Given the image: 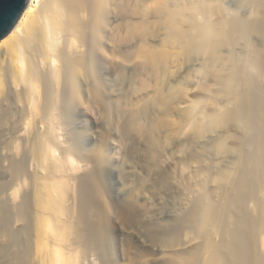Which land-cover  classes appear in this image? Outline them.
<instances>
[{"label":"rangeland","instance_id":"rangeland-1","mask_svg":"<svg viewBox=\"0 0 264 264\" xmlns=\"http://www.w3.org/2000/svg\"><path fill=\"white\" fill-rule=\"evenodd\" d=\"M101 1L102 0H100V2ZM112 1L111 2L114 9H112L111 15L114 19H117L116 21L113 19L114 22L112 23V25L114 27L112 25L108 27H113L114 29L116 26L117 28H119L121 24V18L125 21L124 23L126 24V48L124 49L126 56V65L124 64L125 67L121 66L119 60H114L113 62L115 63H112V65L114 64V68L117 67L115 70L116 72H112L109 80H106V75L104 74V72H101L103 71L101 64H97L96 73L100 71V73H98V81H107L109 83V89L101 95H98V102L93 105L94 107H91L88 110L81 109L80 113L76 112L75 117L78 120L74 121L75 123L72 122L70 124H63L60 126V128H56V134L59 137H56V139L54 140L59 146L57 147L58 149H56L55 157L59 158L62 155L63 150L67 151L68 149V151L75 154V160H78L77 162L75 161V167L79 165V161H81V164L83 163L82 159H88L90 157L89 160H91V156H89V151L93 149L92 144L84 139V135L86 133H89L91 130H94L96 128V124L97 126L101 124V132L103 139H106V137L109 136L108 138L110 140V146L108 150L109 152L105 153L108 158V161H110V165H105L104 171L101 170L102 172H104L103 181L99 183L96 177L95 179L90 174L86 175L87 172L90 171V169H87L86 171H84V173L81 169L78 168H75L77 169V171L74 172L75 169L72 171V175L74 177H77L74 180V184L76 183L75 185H77V188L73 186L75 187L72 192L73 201L70 200L71 202L69 201L67 204L64 205H66L68 208V205L71 203V206H69L74 212H72V216L70 217V219L66 217L63 218L65 221H67V223L68 221H70L68 224L70 226H73V230H71L72 228H68L70 231L66 230L69 233H66L65 238H67V240L65 239V242H63L64 247H66V250L69 251L70 254L73 255V253H75L74 258L75 260L79 259L77 261L78 264H207V261L212 259L215 252L217 253V251L215 250L219 251V249L217 248L221 246L220 241L224 238L222 237V234H226L224 236L228 237L229 234H232L228 233L229 230L230 232H232L231 229H235V226H233L234 222H232L233 218L227 216L229 214L226 213V209L232 210L235 208L234 206L233 208H227L230 207L229 197L230 199H234L235 196L237 197L236 194L238 192L236 191L237 188H235V186H237L236 184L241 182L243 178L245 179L246 177L243 175L244 173L241 175L240 173H242V171L245 172V169H249L250 166L252 167V164L248 163L249 160H246V158H248L252 154L254 155V152H256L255 150H251V148L256 147L255 144L251 145V142H253L252 139L254 140V136H256V134L258 133L253 131H246L251 130L254 127V130H256V126L258 127L259 125H261L259 126L261 127V129H259L264 131V112H261V110H259L260 112H254L257 106V103H255L254 101L257 99V96L260 97L262 103L264 102V92H262L264 91V88H262L264 87V77H262V75L258 72L256 65L253 63L255 59V57H253V51H258V49L260 50V56H262L263 54L262 59L260 56L259 57L261 61H264V29H259V26H257H261L264 24V6L263 4H260V1L262 2L264 0H257L258 2L254 0H189L188 2V0H186L188 5L186 3L185 5L192 6L191 8H194L192 9V11L195 10V8L197 7H199L200 9L207 8L205 9L207 11L214 9L215 7H220L222 9V18L220 19L219 25H223L227 22V24L229 25H226V27L224 25L223 26L226 29L225 31H228V33H230L232 37L231 38L229 35L227 38L228 41L225 39L227 44L225 43V41L219 42L220 46L217 47V50L219 49L217 52L221 53L222 56L218 55L219 53L215 52L216 50L214 51L215 54L212 53L213 50H209L205 46V50H203V47L200 48L202 46V43L200 47L199 45H197L200 44L198 43L199 41H197V36L199 37V34H201L200 31L202 27L200 26H202L204 20L202 18H199L198 20L196 19L193 21L192 19H194L195 17H190L192 18L190 20H192L193 22L189 20V29L191 25L189 33L191 35V30L193 31L192 27L195 28L192 35H196V37L189 35L190 38H193L190 39V41L188 40L189 43H187V39H184V41L182 38L185 37H182L181 35L180 38L183 40V42L181 43L183 44L185 42L188 45L185 43L184 45H182L179 42L181 40L177 38L179 40L177 41L178 44L174 46V48L177 47V52H175L176 50H173V48V51H171L169 46L171 44L168 45V43H166L169 38V36L166 34L169 31L164 28L165 26H163V20H165L166 15H168L169 13L176 14L177 12L181 13V11H185V0H167L168 2L166 0ZM124 2L126 4L123 5ZM119 3L122 4L119 5ZM251 3H253L254 5L252 4L251 6ZM171 6L175 7L172 8ZM251 7L255 8L257 11L252 9ZM166 8H169V11L166 12ZM181 8L184 10H182ZM121 12L125 13L123 14L124 17L120 15L122 14ZM143 15L145 16L143 17ZM229 15L231 17H229ZM177 18L178 21L182 19L179 22V28H185L184 25L187 22L184 21V23H182L183 17L178 16ZM161 19L163 20L161 21ZM236 20L238 22H236ZM104 21L105 23L107 22L105 19L100 23V25H104ZM221 21H224L225 23L222 24ZM232 21L234 24L232 23ZM132 22H135L133 23L134 25L132 24ZM249 22L250 25L252 24L251 26H249ZM231 23L233 24V26ZM237 23H240L244 28H240L241 25H235ZM244 24L248 27H245ZM255 25L257 27H255ZM127 26H129V28H127ZM252 26L255 28L253 29ZM247 28H250L251 30H248ZM146 29L147 31L145 32ZM132 30L135 32V34ZM163 30H166V32ZM112 32L113 31H110V33ZM164 35L167 37H165ZM230 39L233 40L231 41ZM239 41H241L242 43ZM248 41H251V44ZM181 45L183 47L186 45V47L183 48ZM178 47H180V50ZM188 47L189 49H191L190 52L189 50L187 51ZM220 47L222 49H220ZM182 48L184 49L183 51L186 52L185 54L187 55V58L186 55L183 54L184 52L182 51ZM195 48H197V50ZM255 48L257 49L255 50ZM166 50L171 51V55H175L177 59L175 58V56L173 58V56H170V54L168 55V53L170 52L167 53ZM208 50L209 52L212 50V54H209L211 56L213 54L216 56L217 53V58L215 56L210 58L211 56L209 57L207 52ZM165 52L167 53V56H165ZM188 52L189 54H187ZM97 55L98 57L100 56L99 54ZM214 58H216V63L214 61ZM207 59L212 61L209 62V60ZM117 64L121 66V69L119 68L120 66H118ZM140 65L143 66L141 67ZM122 67H124V70L122 69ZM229 68H240L241 72L239 74H241L240 76L242 77L244 76V80L242 79L243 83H241L239 85L240 87H238L239 91L237 89V95L241 94L240 92H242L244 88L246 90V92L245 90L242 92V95L234 97V100L232 99L233 101H228L229 96L227 97V95L225 94V88H223L224 84L222 83L224 82L222 80L229 76V72L231 71ZM250 76L253 77L250 78ZM262 78L263 80H261ZM253 79L256 80L255 83ZM258 91L261 92L258 94ZM252 92L253 95L254 92L256 93L254 95L256 97L252 95L253 101L252 97L250 96ZM247 93H250L249 99L247 98ZM226 98L227 100H225ZM244 98L247 99V101L249 100V102L245 103L246 100H244ZM236 99L237 101H235ZM251 102L252 105L250 104ZM242 103L244 105L248 104L245 105V107L249 106V108L243 107V112H241V109H239L241 108V106H243ZM7 104L8 106H3V109L4 107H8L9 109V106L10 109H13L11 110L12 116L10 115V122L5 123L6 125H4L6 128L9 127L8 130H15L18 126V124H15L17 120L15 117L18 116V112L13 115V112H15L13 102L10 103L8 101ZM238 104H240L241 106L239 107ZM247 108L249 111L247 110ZM250 108L254 109L252 110ZM245 109L247 111H245ZM251 110L252 113L250 112ZM142 111H145L146 113H142ZM140 112L142 113V115ZM231 113H234L232 115H237L238 117H241L239 116V114H243L246 119L250 120L254 117L251 122H260L259 124L255 123V126L254 123H250V121L248 120V127L247 124L243 125V123L241 124L237 120V122H235L234 119L232 120L233 116L231 115ZM254 113H258V115L256 114L258 120H256V116ZM225 114H227V116H231L232 118L230 117L229 119L228 117V120H225V118L227 117L225 116ZM261 115L263 116L261 117ZM218 116H221V118H223L222 116H224L225 118L222 121ZM216 117L217 120H220L216 121ZM219 122H221V124ZM226 122H229V124ZM9 125L12 126L10 127ZM223 126H225V128ZM244 129L245 131H243ZM259 129L257 128V132ZM263 131L260 132L264 134ZM250 133L253 135V137ZM35 139L38 140L37 138ZM35 139L32 138V140H24V142H22L21 140L17 141L19 143H17V146L21 147L22 149L19 148V155L15 156L17 161L20 164L22 163L21 165L24 169L23 177L25 179L23 178V181H27L22 182L23 184L25 183L24 185H21V183V186H17L18 193L15 198L11 196L10 190L4 191V185H7V183H9V177L6 173V165L8 162L5 161V159H10L13 155L14 150L11 143L9 144L7 141L1 142L2 146H0V158H2V162H5H1L2 165L0 167V173L2 175L0 178V187L3 189L1 190L0 194V235H2L0 236V264H11L12 262L13 264H23L21 261H24L25 264H33V262L34 264H36V258L32 259L36 256H31V254H36L34 252L35 239H37L36 232L38 231L36 226H39V221H37L36 218L38 215L41 214L42 208H40L39 205L37 206V204L35 203L36 201L34 199H39L40 195L41 198H43L45 192L42 191L44 192L43 194L36 193L37 191L39 192V190L41 189L39 188V185L36 184L37 182L34 183L36 184L34 187L32 184L34 178L36 179H34L35 181L39 179L37 178V175L39 177V172H37V174L35 170V165L37 161V155L35 156V154L38 151L37 148L39 147V142L38 144H36L37 141ZM245 147L248 148L246 149ZM244 149L249 153L246 152ZM73 150L75 152L76 150L82 151H77L75 153ZM138 151L141 155L138 154ZM136 153L138 154V156H141L142 159L141 157L139 159ZM243 155L246 158H243ZM85 156L89 157L86 158ZM97 159V165L101 167L102 163L100 162L99 157ZM89 160H86V162ZM139 160L140 164L138 162ZM119 165L122 167H120ZM145 167L148 168L146 169ZM239 167H245V169L240 171ZM68 172L71 173V171ZM25 176H27L28 178H26ZM225 177L227 179H224ZM238 177L242 178L239 180ZM234 179L236 180V182H234ZM95 180L97 181L94 182ZM86 181L90 182L91 184L93 183L90 186L91 190L87 189V192L91 191L90 194L92 195L94 205L92 207H87L84 209V211H86L85 215H87V217L85 216V218H82L79 214L81 213L80 210L83 209L82 203L80 201H82V198L86 197V195L84 196V194L86 193V186L85 188L83 186L86 185L84 184V182ZM81 183H83V185H81L83 187L82 189L80 188ZM94 183H96L97 185ZM262 188L263 187H261V189L259 190L260 194L259 192L257 193V201H251V199H249L248 203H244L245 207L243 206L242 209L236 208L237 210L234 209L237 211L236 214H241V212H245L250 217H247L252 220V224H250L251 227H249L252 229L256 228L255 230L251 231V233L255 232V235L256 233L260 232L259 229L264 224V213H262L264 212V189ZM83 189L85 190L84 193ZM42 192L40 191V193ZM245 192L248 196L253 197V192L255 191L252 192L251 187L246 186ZM36 194L38 195V197L36 196ZM82 194L84 197L82 196ZM224 200L225 203H222V201ZM217 202H219L221 205H219V203L217 204ZM261 202L263 204V207ZM209 203L211 206H213V208L217 207L216 209L221 210L224 207V209L218 212V221L216 220L215 222L214 220L215 223L212 221L213 223L211 222L210 224H206L205 226L203 224V227L201 224L199 225V214L200 212H202V209L205 207V205H209ZM211 203H216V206L212 205ZM226 203L229 204L225 205ZM256 203L257 205H259L257 206ZM253 206L257 207L254 208ZM19 208L22 209L19 210ZM18 211L21 212L19 213ZM223 211H225V213ZM249 211L251 213L253 212L251 216V213ZM239 214H237L238 217H240ZM246 214L244 216H247ZM79 215L80 219H82L81 221L78 218ZM221 215L224 217V219H222L223 217H221ZM225 218H228V220H226ZM253 218L255 219V221ZM76 219L79 220L77 221V223ZM73 221L76 224H72L74 223ZM230 224L232 226H230ZM253 224L256 225V227ZM103 225H105V227L108 226L106 230H104L105 228L102 227ZM223 226H226V228H224ZM223 228L225 229V232L223 231ZM250 228L248 231H250ZM107 232L109 233V235H107ZM258 234L260 235L261 233ZM257 236L255 237L257 238ZM49 237L53 236L50 235ZM16 240L17 242H15ZM50 241L52 242H49V244L51 243L53 245L54 240L50 239ZM107 241H111V243ZM224 241L225 239L221 241L222 244L224 243ZM65 243H67L66 246ZM109 245H111L112 247L111 250L109 248ZM69 247L72 249H70ZM259 247H257L258 251H260L264 255V246L261 247V245L259 244ZM182 259L184 260V262Z\"/></svg>","mask_w":264,"mask_h":264},{"label":"bare ground","instance_id":"bare-ground-1","mask_svg":"<svg viewBox=\"0 0 264 264\" xmlns=\"http://www.w3.org/2000/svg\"><path fill=\"white\" fill-rule=\"evenodd\" d=\"M111 1L112 0H102L101 1L102 3H101L100 0H33L32 3L27 8V10L17 20V22L15 23V25L13 26L11 31L0 41V146H2L1 145L2 141H4V142L7 141L9 144L10 143L12 144V147L14 150L12 157L10 159H5V161L8 162L6 165L7 166V172L6 173H7V176L9 177V180H8L9 183H7V185L5 184L6 186L4 185V187H5L4 191L10 190L11 196L13 198H15V196L18 193L17 192L18 191L17 186L19 187V185L22 182L27 181V180L23 181L24 169L21 165L22 163L20 164L16 159V156L19 155L18 150H19V148H21V147L17 146V143H18L17 141L21 140L22 142H24V140H32V138L33 139L37 138L38 140L35 139L37 141L36 144H38V142H39V147L37 148L38 151L35 149L37 151V153L35 154V156L37 155L35 170H36V173L39 172V177L37 175V178H39V179L37 181H35L36 179L34 178L35 180L33 179L32 184H33V187L36 184L39 185V188L41 189V190H39V192L37 191L36 193H39V194H43L44 192L45 193H44V197L42 195L43 198H41V195H40L39 199H38L37 198L38 195L36 194L37 197H35V198H37V199H34L36 201L35 203L37 204V206L39 205V207L42 208L41 214L38 215L36 218V220L39 221V223L37 222L39 224V226L38 225H37L38 227L36 226L38 231L36 230L37 231L36 232L37 233V237H36L37 239H35V246H34L35 247L34 252L36 254H34V253L31 254V256L32 255L36 256V257L32 258V259L36 258V261H35L36 264H76L77 263V261L79 259L76 258L78 260H75V258H74L75 253H73V255L70 254V252L66 250V247H64V244H63V242H65L64 240L65 239L67 240V238H65V237H66V233L68 231H66V230H69L68 228H70V229L72 228L71 230H73V226H70L68 224L70 221H68V223H67V221L64 220L65 217L70 219V217L72 216V212H74L73 210H71L72 209L70 207L71 203L69 204L70 206L68 205V208H70V209H68L67 206L64 205V204H67L70 200H72L73 189L77 186V185H75L76 183L74 184V180L77 177L76 176L74 177L72 175L73 174L72 171L75 168H78V169H81L84 173V171H86L87 169H90V171L87 172L86 175L90 174L94 178L96 177L98 182L100 183L101 181H103V178H104V172H102L101 170L104 171L105 165H110V163H109L110 161H108V158L105 155L106 152H109L108 150H109V146H110L109 145L110 140L108 138L109 136H107L106 139H103L102 132H101V130H102L101 124L99 126H97V124H96V128L94 130H91L90 132L87 131L89 133H86L84 135V139L89 141L92 144L93 149H91L89 151L90 152L89 156H91V160H89V158H90L89 156H88L89 158L85 156L88 159H82L83 163L81 164V161H79L80 163L76 167H75V164L78 160L77 161L75 160V157H74L75 154L68 151V149H67V151L63 150V153L59 158L55 157V152H56V149H58L57 147L59 145H57V142L54 139H56V137L57 138L59 137L56 134V132H57L56 128H60V126L63 124H70L74 121H77L78 119L75 117V113L76 112L80 113L81 109L88 110L89 108L94 107L93 105H95V103L98 102L97 101L98 95H101L102 93L106 92L109 89V83L107 81L106 82L105 81L104 82L98 81V73H100V71L97 70L99 72L96 73V69H97L96 65L101 64L102 69H103V71H101V72H104V74L106 75V78H105L106 80H109L112 72H116L115 70L117 67L114 68L113 67L114 64L112 65V63H115V62H113L114 60H116V59L119 60V62L121 63V66L125 67V65H126L125 64L126 63V56H125V49H124V48H126L125 47L126 24L124 23L125 22L124 19L121 18V24H120V26L118 25L119 28H117L115 26V28H117V29H115V28L113 29L114 26L112 25V23L114 22V20L116 21L117 18L114 19L113 16L111 15L112 9H114L112 6L113 1L112 2ZM254 1H257V0H254ZM125 2L123 3V5L126 4ZM188 2H189V0H188ZM262 2L260 1V4H263V6H264V1H262ZM185 3L188 5L187 1L184 2V5H185ZM120 4H122V3H119V5ZM162 4H164V3H162ZM252 4L253 3H251L250 5L252 6ZM180 5H182V4H180ZM190 5H191V3H190ZM257 6H258V4H257ZM174 7H172V8H174ZM191 7L192 6L184 7L186 10L181 11V13L177 12V11H176L177 12L176 14L175 13H169V14L167 13L168 15L165 14L166 17L164 16L165 20L161 19V21L163 20V26H165L164 28H166L169 31L166 34L169 36L168 41L167 42L165 41V42L168 43V45L169 44L173 45V46L169 45L171 51H173L175 49L176 50L175 52H177V49H176L177 47L174 48V46L176 44H178L177 41L181 40V41H179L181 43V42H183L184 39H187V41L188 40L190 41V39H192L193 37H196V35L195 36L192 35L195 28L192 27L193 31L191 30V32H192L191 35L189 33L190 32L189 30L191 29V25H190V29H189V23H190L189 20L192 19L193 17H195L194 19H192L193 21L196 19L198 20L199 18H202L204 20L203 21L204 23L202 24V26H200V27H202V29L200 31L201 34L198 33L200 36L199 37L197 36V39H198L197 41H199L198 43H200V44H197V45H199V47H200V45L202 43V46L200 48H202V47L204 48V46H205L209 50L212 49L213 50V51L211 50L212 53L215 54V52H217L219 50V49L217 50V47L220 46L219 42L225 41V39L227 40L228 36L230 35V33H228V31L227 32L225 31L226 25H229V24H227V22L225 23L224 21L223 22L221 21L222 24L225 23V24H223L225 27L223 25H219L220 19L222 18L221 17L222 9L220 7H218V8L215 7L214 9L210 10L211 11V13H210V11L205 10L207 8L200 9L199 7L196 6L197 8H195V10L192 11V9H194V8H191ZM254 7H256V6H254ZM166 9H167L166 12L169 11L168 10L169 8H166ZM252 9L256 10L255 8H252ZM123 10H124V8H123ZM182 10H184V9H182ZM159 12H161V11H159ZM207 12H208V14H207ZM123 14H125V13H122L120 15H122L124 17ZM162 15H164V14H162ZM144 16L145 15H143V17ZM178 16L183 17L182 23H184V21L187 22L184 25L185 28L182 26H181L182 28H179L180 26H178V25L182 19L180 20V18H179L180 21H178V18H177ZM190 17H192V18H190ZM229 17H231V16L229 15ZM148 18H149V16H148ZM105 19L107 22L105 23V21H104L105 24L100 25V23ZM192 20H190V21L193 22ZM222 20H225V19H222ZM243 20H245V19H243ZM260 21H258V22H260ZM236 22H238V21L236 20ZM250 22H249V26L252 25V24L250 25ZM133 23H135V22H132V24ZM144 23H146V22H144ZM232 23H233V21H232ZM186 24H187L188 28L186 27ZM233 24H232V26H233ZM110 25H112L113 27L109 28L108 26H110ZM235 25L240 26L241 24L237 23ZM145 26H147V25H145ZM156 26H157V24H156ZM238 26H237V28H238ZM257 26H259V29H264V24L261 26L260 25H257ZM257 26L255 25V27H257ZM245 27H248V26L245 25ZM252 27H251V29H252ZM255 27H253V29ZM127 28H129V26H127ZM240 28H244V27H242V25H241ZM109 29H112V30H109ZM154 29H155V27H154ZM247 29L249 30L250 28H247ZM141 30H143V29H141ZM110 31H113V32L110 33ZM146 31H147V29L145 30V32ZM163 31L166 32V30H163ZM134 34H135V32H134ZM161 34H163V33H161ZM184 34H185V36H184ZM194 34H196V33H194ZM181 35H182V37H185V38H182L183 40L180 38ZM189 35L193 36V37L190 38ZM238 35H239V33H238ZM142 36H143V34H142ZM146 36H144V37H146ZM242 36H243V34H242ZM165 37H167V36H165ZM230 37H231V35H230ZM177 38H179V40ZM162 40H163V37H162ZM165 40H166V38H165ZM230 40H229V42H230ZM189 41L187 43H189ZM263 41H264V39H263ZM192 42H190V43H192ZM239 42H241V41H239ZM184 43L183 44L181 43V44L184 45ZM187 43H185V44H187ZM225 43H226V41H225ZM249 43L251 44V41ZM192 45H194V44H192ZM177 46H179V45H177ZM184 47H186V45ZM172 48H173V50H172ZM178 48L180 50V47H178ZM183 48H182V51L184 50ZM195 49L197 50V48H195ZM220 49H222V48L220 47ZM256 49L257 48H255V50ZM188 50L190 52L191 49H189V47H188L187 51ZM203 50H205V48ZM209 50L207 51L208 55L211 53V51L209 52ZM171 51L166 50L167 53L170 52V53H168V55L170 54V56H173V55H171ZM166 52L164 53V54H166L165 56H167ZM189 52L187 54H189ZM259 52H260L259 49H258V51H253V54H254L253 57H255V59L253 58L254 59L253 63L256 65L258 72L262 75V77H264V61L263 60L261 61L263 54H262V56H260ZM185 53L186 52H184L183 54L186 55ZM217 53H219V52H217ZM217 53H216V56H217ZM97 54H99L100 56L98 57ZM214 54L212 56L209 55V57L211 56L210 58H212L213 56H215ZM218 55H221V53H219ZM174 56H173V58H174ZM259 56L261 57V59ZM175 58L177 59L176 56H175ZM186 58H187V55H186ZM216 58H214L215 63H216ZM222 58H221V60H222ZM207 60H209V59H207ZM211 61L212 60H209V62H211ZM221 62H219V63H221ZM174 64H175V62H174ZM234 64H235V62H234ZM250 64H251V62H250ZM117 65L120 66L119 64H117ZM176 65H177V63H176ZM121 66L119 67L120 69H121ZM124 67H122V69ZM99 69H101V68H99ZM229 69L231 70V71L228 70V71H230L229 76H227L224 80H222V81H224L222 83L224 84L223 88H225V92H226L225 94L227 95V97L229 96L228 101H230L232 99L234 100V97H238V95H242L243 94L242 92L245 90V88H244L243 91L241 90L242 91V92H240L241 94L237 95V92L239 91L238 87H240L239 85L241 83H243L242 79L244 76L243 77L240 76L241 75V74H239L241 72L240 68L239 69L229 68ZM248 69H250V68H248ZM123 70H121V71H123ZM180 71H182V70H180ZM160 72H161V70H160ZM117 73H118V71H117ZM150 73H152V72H150ZM153 73H155V72H153ZM151 75H153V74H151ZM222 76H220V77H222ZM252 77L250 76V78H252ZM261 80H263V78ZM253 81L255 83L256 80L253 79ZM242 86H243V84H242ZM262 88H264V87H262ZM237 89H238V91H237ZM245 92H246V90H245ZM260 92L258 91V94ZM262 92H264V91H262ZM249 94L247 95L248 99L250 98ZM255 94L256 93L254 92V95ZM235 95H237V96H235ZM252 95H253V92H252V94H250V96L252 97ZM243 97H245V96H243ZM254 97H256V96H254ZM101 98H102V96H101ZM240 98H241V96H240ZM117 99H119V98H117ZM237 99L235 101H237ZM106 100H108V99H106ZM225 100H227V98ZM244 100H246L245 103L249 102V100L247 101V99H245V98H244ZM8 101L10 103L13 102V106H14V110H15V112H13V115L18 112V116L15 117L17 119L15 124H18V126L16 127L15 130L14 129L8 130L9 127L8 128L5 127V125H6L5 123L10 122V115L12 116L11 110L13 109V108L10 109V106H9V109H8V107H6L7 109L5 107L3 109V106H8V104H7ZM252 101H253V97H252ZM254 102L257 103L256 104L257 105L256 110H254V112L255 111L260 112L259 110H261V112H264V106H263L264 102L262 103V101L260 100V97L257 96V99ZM250 104L252 105V102ZM238 105H239V107L241 106L240 104H238ZM245 105H248V104H245ZM245 105L243 104V106H241V108H239V109H241V112L244 111V110L242 111V108L245 107ZM121 107H123V106H121ZM246 107L249 108V106H246ZM248 108H247V110H248ZM198 109H200V108H198ZM250 109L253 110L254 108H250ZM150 110H151V108H150ZM247 110L245 109V111H247ZM252 110L250 111L251 113H252ZM193 111H194V109H193ZM143 112H145V111H142V113ZM140 113H138V114H140ZM142 113H141V115H142ZM232 114H234V113H231V115ZM256 114L258 115V113H256ZM256 114H255L256 120H258L257 119L258 117ZM149 115H150V113H149ZM259 115H260V113H259ZM225 116H227V114H225ZM232 116H233V118L231 116H227L226 118L224 116H222L223 118H221V116H218V117L222 121L224 120V118H225V120H228V117H229V119L231 117L232 120L234 119L235 122L238 121L241 124L243 123V125L244 124L248 125L249 121H250V123H254V125L256 123V121L251 122V120L254 117L251 118V120H250V119H246V117H244L243 114L242 115L239 114V116H241V117H238L237 115H235V116L232 115ZM262 116L263 115H261V117ZM263 118H264V116H263ZM120 119H121V117H120ZM213 119H214V117H213ZM215 120L219 121V120H217V117ZM259 122L257 121L256 124H259ZM219 123L221 124V122H219ZM226 123L229 124V122H226ZM12 125H13V123H12ZM12 125H9V126L11 127ZM259 126H261V125H259ZM259 126L258 127L256 126V130H254L255 127L254 128L251 127L253 130L252 129L251 130L246 129L247 130L246 132H248V131L252 132L253 131V132L258 133V134L255 133L256 136H254V140L252 139L253 135L250 133L252 136L251 139L254 143L251 142L252 144L251 143H249V144H251V145L255 144V146H256V147H254L255 149L251 148V147L250 148H251V150H255L256 152H254L255 153L254 155L253 154L250 156L248 155L249 156V157L247 156L248 158L244 157V155H243V158H246V160H249L248 163H251L252 167L250 165H249L250 166L249 169H245L246 166L244 168L239 167L240 171L245 169V172L242 171V173H240V175L244 173L243 175L246 177H245V179L243 178V180L241 182L236 184L237 186H235V188H237L236 191L239 194L238 193L236 194L237 197L236 196L234 197V195H233L234 199L233 198L230 199V197H229L230 202L229 201H227V202H229L230 204L226 203L225 205L229 204L230 207H227V208H231V207L233 208V206H234L235 207L234 209H236V208L242 209L244 206V203H248L249 199H251V201L256 200V197H258L257 193L259 192L261 187H263L262 189H264V168H263V165H264L263 164L264 163V134L262 132H260L263 130H260L261 127H259ZM4 127L6 128V130ZM223 127L225 128V126H223ZM248 127H249V125H248ZM257 128L258 129L260 128L259 129L260 131L258 130V132H257ZM40 130H42V131H40ZM62 131H64V130H62ZM243 131H245V129ZM52 135H53V139H52ZM125 139H126V137H125ZM190 140H192V139H190ZM238 140H239V138H238ZM33 143H35V142H33ZM64 143H65V141H64ZM248 147H245V148L247 149ZM70 149H71V147H70ZM251 150H249V151H251ZM77 151L78 150H76V152ZM79 151L81 152L82 150H79ZM246 152H248V151H246ZM28 153H29V151H28ZM138 154H140L139 151H138ZM138 154L136 153L137 156H138ZM20 156H21V154H20ZM245 156H246V154H245ZM98 157L100 159V162L103 164V167H102V164H101V167L97 165V162H98L97 158ZM138 157L140 159L141 156H138ZM122 158H123V155H122ZM1 159L2 158H0V167H1L2 163L5 162V161L2 162ZM110 159H112V158H110ZM141 159H142V157H141ZM86 160H89V161L86 162ZM135 160H137V159H135ZM138 162L140 164V160ZM242 164H243V161H242ZM244 165H246V164H244ZM24 166H26V165H24ZM120 167H122V166H120ZM145 168L147 169L148 167H145ZM241 168H243V169H241ZM119 169H121V168H119ZM237 170H239V169H237ZM25 171H26V169H25ZM68 171H71V173ZM75 171H77V169H75L74 172ZM119 172H121V171H119ZM122 172H123V170H122ZM83 173H82V175H83ZM235 174H236V172H235ZM235 174H233V175H235ZM1 176L2 175L0 173V178H1ZM225 176H227V175H225ZM244 176H242V177H244ZM25 177L28 178L27 176H25ZM228 177H229V175H228ZM230 178H231V176H230ZM241 178H239V180ZM224 179H227V178L225 177ZM31 180H32V177H31ZM78 180H79V178H78ZM92 180H94V179H92ZM97 180H95L94 182H96ZM88 181L84 182V184H86V185H83V183L80 184V186L83 185L84 188L86 186V189H85L86 193L84 194V196L86 195V197H84L82 194V196L84 198H82V201L79 200L82 203L83 209L81 208L82 209V210H80L81 213H79V211H78V213L81 215L82 218H85V216L87 217V215H85L86 211H84V209L87 207H92L94 205L92 195L90 194L91 191L87 192L88 190H91L90 186L93 183L92 184L90 183L91 180H90V182H88ZM30 182H32V181H30ZM35 182H37V183L34 184ZM234 182H236V180ZM24 184L22 183L21 185H24ZM94 184H96V183H94ZM73 186H75V187H73ZM246 186L251 187L252 192L255 191L253 193L254 194L256 193V194L255 195L253 194V197L248 196L246 194V192H245ZM80 188L82 189L83 187L81 186ZM228 188H229V186H228ZM1 190H3V189L0 187V194H1ZM36 190H38V189H36ZM85 190L83 189V193L85 192ZM40 191L41 192L44 191V192L40 193ZM77 191H79V190H77ZM261 192H263V191H261ZM75 193H77V192H75ZM259 194H260V192H259ZM260 196H262V195H260ZM75 198H76V196H75ZM180 200H182V199H180ZM77 202H78V200H77ZM218 203L219 202H217V204ZM222 203H225V200L222 201ZM252 203H254V202H252ZM72 204H73V202H72ZM215 204H212V205L216 206ZM249 204H251V203H249ZM261 204H262V202H261ZM207 205H205V207L202 209V212H200V214H199L200 216L198 215L199 216L198 220L200 221L199 225L201 224L202 226H203V224H204V226L206 224H210L212 221L214 222V220H215V222H216V220L218 221V218H219V217L217 218V216H219L218 212H220L222 209H224V207L221 210L216 209L217 207L213 208V206H211L210 203L208 206ZM219 205H221V204L219 203ZM256 205H257V203H256ZM72 206H74V205H72ZM256 207H254V208H256ZM262 207H263V204H262ZM254 208H253V210H254ZM21 209L19 208V210H21ZM234 209H232V210L226 209L227 210L226 213L229 214L227 216H229L230 218H233L232 222H234V224L236 223L235 225L232 223L233 226H235V229L232 227L233 228V229H231L232 232H230V230H229L228 233H232V234L231 235L227 234L228 237L227 236L226 237H227L228 242L226 241V237L224 236L226 234H222L223 235L222 237H224L223 239H225L226 242L224 241V243L222 244L221 241H223V239L220 241V243H221L220 247L221 248L220 247L217 248V249H219V251L215 250V251H217V253L214 251L215 254L213 255L212 259L207 261V262L209 264H264V255L260 251H258V249H257V247H259V244L261 245V247L264 246V233H263L264 224L263 225L261 224L262 227H260V229H259L260 232H258V233H261L260 235H262V236H260L258 233H256V235H255V232L251 233V231L255 230L256 228L255 229L250 228L251 227L250 224H252L251 223L252 220L249 219L250 217L245 212L244 213L247 216H244L245 214L241 212V214L237 213L240 215V217L242 216L240 218L236 214L237 209L236 210H234ZM255 211H254V213H255ZM223 212L225 213V211H223ZM22 213H24V212H22ZM252 213L250 214V216L252 215ZM262 213H264V212H262ZM80 215L78 217L79 219H80ZM29 216H31V215H29ZM221 217H223V216L221 215ZM247 217H249V218H247ZM68 219H66V220H68ZM222 219H224V217ZM81 220L82 219H80V221ZM226 220H228V218ZM77 221H79V220L76 219V223H77ZM254 221H255V219H254ZM258 221H260V220H258ZM206 222H209V223H206ZM76 223L74 222L72 224H76ZM197 224H198V222H197ZM202 226H201V228H202ZM207 226H209V225H207ZM230 226H232V225L230 224ZM254 226L256 227V225H254ZM102 227L105 228L104 230H106V228L108 226L105 227V225H103ZM218 227H219V225H218ZM223 227L226 228V226H223ZM249 228H250V231H248ZM80 231H81V229H80ZM223 231L225 232V229ZM1 234H2V231H1ZM4 234H6V233H4ZM209 234H210V232H209ZM253 234H254V236H253ZM50 235H52L53 237H49ZM70 235H72V234H70ZM107 235H109L108 232H107ZM257 235H259V236H257ZM0 236H2V235H0ZM255 236H257V238ZM50 239L54 240L53 245L51 243L49 244V242H52V241H50ZM68 239H70V238H68ZM15 242H17V240ZM107 242H109V241H107ZM109 243H111V241ZM66 245H67V243H65V246ZM111 245H109L110 250L112 249ZM70 249H72V248H70ZM27 252H25V253H27ZM68 252H69V254H68ZM21 253H23V252H21ZM85 255H86V253H85ZM181 258H183V257H181ZM21 262L23 264H25L24 261H21ZM183 262H184V260H183ZM192 263H193V261H192ZM11 264H13V262ZM28 264H31V263H28ZM33 264H34V262H33Z\"/></svg>","mask_w":264,"mask_h":264},{"label":"water","instance_id":"water-1","mask_svg":"<svg viewBox=\"0 0 264 264\" xmlns=\"http://www.w3.org/2000/svg\"><path fill=\"white\" fill-rule=\"evenodd\" d=\"M33 0H0V41L11 31Z\"/></svg>","mask_w":264,"mask_h":264}]
</instances>
